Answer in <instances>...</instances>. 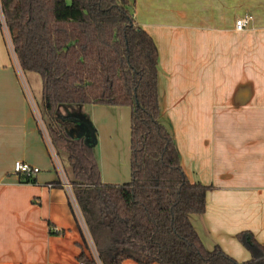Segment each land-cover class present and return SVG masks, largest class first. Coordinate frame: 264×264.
Returning <instances> with one entry per match:
<instances>
[{"label": "crops", "instance_id": "1", "mask_svg": "<svg viewBox=\"0 0 264 264\" xmlns=\"http://www.w3.org/2000/svg\"><path fill=\"white\" fill-rule=\"evenodd\" d=\"M128 2L157 47L161 123L188 180L211 187L205 212L190 216L191 224L207 250L219 246L246 262L251 256L237 234L250 232L264 246V0ZM245 16L249 25L237 32L235 22ZM122 109L130 110L89 105L60 113L78 121L71 136L92 138L98 163L91 117L109 122ZM51 161L17 79L0 67V264H80L87 230ZM15 162L39 168L34 184L19 182Z\"/></svg>", "mask_w": 264, "mask_h": 264}, {"label": "trees", "instance_id": "2", "mask_svg": "<svg viewBox=\"0 0 264 264\" xmlns=\"http://www.w3.org/2000/svg\"><path fill=\"white\" fill-rule=\"evenodd\" d=\"M0 12L20 70L42 80L41 118L97 255L83 237L80 264H264L250 232L236 235L251 256L239 263L193 228L211 187L188 180L161 123L157 47L128 0H0ZM86 105L130 108L128 182L103 183L92 138L70 135L78 121L60 109Z\"/></svg>", "mask_w": 264, "mask_h": 264}, {"label": "rangeland", "instance_id": "3", "mask_svg": "<svg viewBox=\"0 0 264 264\" xmlns=\"http://www.w3.org/2000/svg\"><path fill=\"white\" fill-rule=\"evenodd\" d=\"M0 23L2 28L0 30V67L5 66L10 69V72L14 74L19 84V89L22 96L25 97L30 109L32 111L35 120L37 121L40 130L52 152L56 157L51 161V171L54 170L59 174V169L62 170L60 175H67L68 165L64 154L57 153V148L53 147L50 138L47 134L45 125L41 118V111L43 110L42 100V80L36 73L22 72L17 67L16 59L12 56L11 47L6 36L5 26L3 18L0 12ZM6 35H5V33ZM89 106V105H86ZM89 109L86 110V114L89 115ZM94 123V128L97 131V151L99 153L98 165L100 170L101 181H112V179H120V177L130 180V110L122 109L120 113L114 114L109 117V122L105 120L103 114H95L94 118L91 117ZM59 165V166H58ZM60 167V168H59ZM65 172V173H64ZM60 176V177H61ZM62 182V180H61ZM109 183V182H108ZM107 183V184H108ZM111 184V183H109ZM86 243L90 253L97 257L93 244L88 232L85 231Z\"/></svg>", "mask_w": 264, "mask_h": 264}, {"label": "built area", "instance_id": "4", "mask_svg": "<svg viewBox=\"0 0 264 264\" xmlns=\"http://www.w3.org/2000/svg\"><path fill=\"white\" fill-rule=\"evenodd\" d=\"M250 20H251V18L249 16H245V17H242V18L236 20V22H235V30L237 32H242L243 30H245L247 28V26L249 25ZM49 149H50V153H51V156H52V160L53 161L55 160V162H56V160H57L56 157L57 156H55L54 152H52V150H53L52 147L50 148V146H49ZM60 169H59V176H61L60 172H62V170H60ZM39 172H40L39 168H37L35 166H32V165H29V164L24 163V162H15L14 165H13V173L19 179H22V180H27V181L32 180V179H34L37 176V174H39ZM60 178H61L63 184L66 186V188H68L69 191H71L70 190V185L68 184L65 175L63 176V179H62V176Z\"/></svg>", "mask_w": 264, "mask_h": 264}, {"label": "water", "instance_id": "5", "mask_svg": "<svg viewBox=\"0 0 264 264\" xmlns=\"http://www.w3.org/2000/svg\"><path fill=\"white\" fill-rule=\"evenodd\" d=\"M91 136V135H90ZM81 137V135L80 136H77V138H80Z\"/></svg>", "mask_w": 264, "mask_h": 264}]
</instances>
